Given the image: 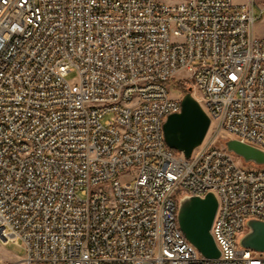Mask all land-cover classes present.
Returning <instances> with one entry per match:
<instances>
[{
    "label": "built area",
    "instance_id": "obj_1",
    "mask_svg": "<svg viewBox=\"0 0 264 264\" xmlns=\"http://www.w3.org/2000/svg\"><path fill=\"white\" fill-rule=\"evenodd\" d=\"M262 14L256 0H0V242L24 264H264L239 245L264 221V165L210 139L184 159L157 137L181 82L214 139L264 151ZM205 189L215 259L191 256L177 223Z\"/></svg>",
    "mask_w": 264,
    "mask_h": 264
},
{
    "label": "water",
    "instance_id": "obj_2",
    "mask_svg": "<svg viewBox=\"0 0 264 264\" xmlns=\"http://www.w3.org/2000/svg\"><path fill=\"white\" fill-rule=\"evenodd\" d=\"M181 110L171 114L163 124L165 142L169 148L189 158L192 151L205 139L210 119L201 106L188 93L181 98ZM226 151L240 158L244 164L264 165V151L229 139L224 142ZM217 210L214 194L203 198L184 197L177 210V223L186 240L203 258L215 259L220 252L211 236L210 229ZM247 232L239 245L256 253H264V221H247Z\"/></svg>",
    "mask_w": 264,
    "mask_h": 264
},
{
    "label": "rangeland",
    "instance_id": "obj_3",
    "mask_svg": "<svg viewBox=\"0 0 264 264\" xmlns=\"http://www.w3.org/2000/svg\"><path fill=\"white\" fill-rule=\"evenodd\" d=\"M235 2H244L246 3L248 0H234ZM256 2L264 7V0H256ZM253 34L258 37V38H264V14L256 21L254 28H253ZM76 74L75 73H69L66 76V79L68 81H75ZM171 95L172 97H181L183 94L181 90L176 86V83L173 82L171 84ZM213 131L209 130L205 139H210L215 143V146L221 147L224 145V140L222 139L221 136H218L216 139H214V134L212 133ZM238 163L241 167L244 168H253L251 165H246L242 162L240 158H238ZM135 176L134 172H128L127 174L124 173L121 177L120 180L121 182H129L133 179ZM24 257V250L21 246H17L13 243H8L6 245H3L0 242V264H5V263H10V264H24L20 263V261Z\"/></svg>",
    "mask_w": 264,
    "mask_h": 264
},
{
    "label": "bare ground",
    "instance_id": "obj_4",
    "mask_svg": "<svg viewBox=\"0 0 264 264\" xmlns=\"http://www.w3.org/2000/svg\"><path fill=\"white\" fill-rule=\"evenodd\" d=\"M168 116L169 115H163L162 119H161V123L158 124V126H157L158 142H165L164 132H163V124L165 123ZM201 148H203V142L192 151L189 158L184 157V159H191L192 154H196L197 151L201 150ZM208 193H212V189H205V195ZM179 232H180L181 238H185L184 235L182 234V232L180 231V229H179ZM190 254H191V256H199V252L193 246H190Z\"/></svg>",
    "mask_w": 264,
    "mask_h": 264
},
{
    "label": "trees",
    "instance_id": "obj_5",
    "mask_svg": "<svg viewBox=\"0 0 264 264\" xmlns=\"http://www.w3.org/2000/svg\"><path fill=\"white\" fill-rule=\"evenodd\" d=\"M176 86L181 90L182 94H186L189 91V88L181 82H176Z\"/></svg>",
    "mask_w": 264,
    "mask_h": 264
}]
</instances>
